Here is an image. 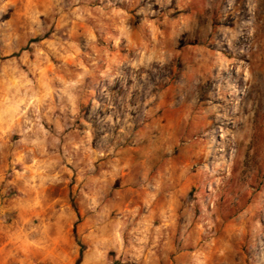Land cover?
Wrapping results in <instances>:
<instances>
[{
    "label": "rangeland",
    "instance_id": "obj_1",
    "mask_svg": "<svg viewBox=\"0 0 264 264\" xmlns=\"http://www.w3.org/2000/svg\"><path fill=\"white\" fill-rule=\"evenodd\" d=\"M264 264V0H0V264Z\"/></svg>",
    "mask_w": 264,
    "mask_h": 264
},
{
    "label": "trees",
    "instance_id": "obj_2",
    "mask_svg": "<svg viewBox=\"0 0 264 264\" xmlns=\"http://www.w3.org/2000/svg\"><path fill=\"white\" fill-rule=\"evenodd\" d=\"M82 254H83V250L81 251V256H80V258H79V260L77 261L76 264H80V263H81V260H82Z\"/></svg>",
    "mask_w": 264,
    "mask_h": 264
}]
</instances>
